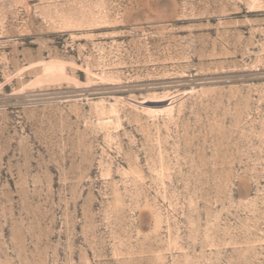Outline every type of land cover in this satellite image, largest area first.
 Returning <instances> with one entry per match:
<instances>
[{
    "label": "rangeland",
    "instance_id": "1",
    "mask_svg": "<svg viewBox=\"0 0 264 264\" xmlns=\"http://www.w3.org/2000/svg\"><path fill=\"white\" fill-rule=\"evenodd\" d=\"M0 264H264V0H0Z\"/></svg>",
    "mask_w": 264,
    "mask_h": 264
}]
</instances>
